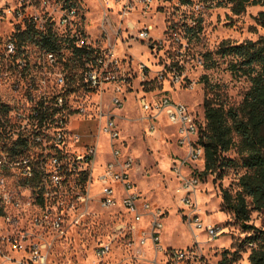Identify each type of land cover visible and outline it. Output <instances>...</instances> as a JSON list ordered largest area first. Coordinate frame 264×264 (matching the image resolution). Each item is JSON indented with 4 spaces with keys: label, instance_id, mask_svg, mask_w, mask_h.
<instances>
[{
    "label": "built area",
    "instance_id": "obj_1",
    "mask_svg": "<svg viewBox=\"0 0 264 264\" xmlns=\"http://www.w3.org/2000/svg\"><path fill=\"white\" fill-rule=\"evenodd\" d=\"M205 4L218 6L216 0H202L196 7ZM192 5L193 0H102L109 28L102 29L100 41L88 31L77 0H0V248L17 255L9 260L48 264L53 247L72 229L99 210L121 207L128 221L98 241L97 259L107 257L125 233L133 237L129 245L149 244L165 264H200L194 247L162 244L165 211L142 197L133 178L137 162L122 147L121 115L116 113L124 107L126 72L135 63L125 45L138 40L149 44L152 17ZM116 15L114 27L111 16ZM197 22L185 17L182 24L194 28ZM21 34L34 41H21ZM45 37L54 47L35 41ZM79 50H84L82 78L74 84L66 63ZM138 70L143 80L146 64L139 62ZM169 72L174 83L181 81L182 70L170 67ZM138 104L150 135L164 116L175 129L177 145L185 149L183 159L172 166L175 192L188 223L218 238L221 224L202 223L196 198L202 182L190 169L204 160L196 111L167 94L153 99L138 95ZM103 135L110 155L104 160Z\"/></svg>",
    "mask_w": 264,
    "mask_h": 264
},
{
    "label": "rangeland",
    "instance_id": "obj_2",
    "mask_svg": "<svg viewBox=\"0 0 264 264\" xmlns=\"http://www.w3.org/2000/svg\"><path fill=\"white\" fill-rule=\"evenodd\" d=\"M77 1L88 31L93 34V38L101 41L102 29L109 28L107 22H103L102 0ZM200 1L202 0H193V5L186 9H177L175 6L170 7L166 13H157L150 21L155 26L151 32V42L129 41V47L125 45L126 52L133 55L135 63L126 72L130 78L129 84L125 86L124 107L116 113L121 115L117 121L122 135V147L137 162L133 178L142 197L154 207L165 211L162 244L172 245L174 248L194 247L201 256L200 264H219L225 250L234 251L249 235V232L236 223L230 212L222 209V204L218 206V201L221 200L220 187L231 186L235 189L234 171H228L222 180L216 179V175L200 176L202 183L196 198L202 223L204 226H223V233L218 238L211 239L206 232L195 229L188 223L185 217L187 210L175 192L177 178L172 166L185 155V149L177 145L175 129L164 116L161 124H157L155 132L150 135L148 123L144 119L146 114L138 104V95L145 94L153 99L167 94L176 101L188 104L196 111L197 117L202 119L205 88L201 77L204 74H208L213 82L225 84L232 101L240 102L242 99L248 83L244 79L233 78L226 70L227 63L222 61L215 68L206 70L202 55L208 50H216L223 40L241 43L257 40L264 35V3L248 5L246 11L237 15L232 12L230 5L209 7L205 4L199 9L196 4ZM117 9L114 7L113 10ZM185 17L198 20V25L194 27L197 30L195 35L188 32L186 25L182 24ZM111 18L113 26L117 27L118 16ZM172 25L175 27L170 28ZM100 41L97 43L101 44ZM119 54H123V49ZM137 62H143L147 66L143 80ZM170 67L182 70L180 82L172 81ZM101 148L102 154H109L104 135ZM229 154L234 155L233 152ZM196 165H191L190 169L200 171L204 160L200 159ZM127 221L128 215L121 207L97 211L57 242L48 264H165L166 259L161 254H156L149 244L143 247H138L135 243L129 245L133 237L126 236L125 233L117 237L112 252L107 257L103 260L95 257L94 247L98 241L113 236L117 225ZM250 222L264 229V213L253 212ZM249 253V249H244L241 259L234 264H249ZM14 257L17 255L1 246L0 264H16L9 260Z\"/></svg>",
    "mask_w": 264,
    "mask_h": 264
},
{
    "label": "trees",
    "instance_id": "obj_3",
    "mask_svg": "<svg viewBox=\"0 0 264 264\" xmlns=\"http://www.w3.org/2000/svg\"><path fill=\"white\" fill-rule=\"evenodd\" d=\"M218 6L230 5L234 14L246 11L248 5L261 0H216ZM195 35L197 30L187 27ZM21 41H34L29 35H20ZM40 45L52 46L50 38L35 40ZM84 50L69 59V79L81 81ZM203 66L211 70L221 61L236 79H244L248 86L240 102L231 100L223 83L213 82L208 74L201 77L204 83V114L199 120L198 143L204 150V166L199 176L216 175L222 180L233 170L235 189L220 187L222 209L230 212L236 223L249 235L234 251L225 250L219 264H234L249 249V264H264V229L250 221L253 212L264 213V35L257 40L241 43L223 40L214 51L202 55ZM233 152L234 155L229 153ZM255 244V246H251Z\"/></svg>",
    "mask_w": 264,
    "mask_h": 264
},
{
    "label": "crops",
    "instance_id": "obj_4",
    "mask_svg": "<svg viewBox=\"0 0 264 264\" xmlns=\"http://www.w3.org/2000/svg\"><path fill=\"white\" fill-rule=\"evenodd\" d=\"M159 124H161V123H159ZM109 154L107 155V154H103L102 155V159L104 160V158H109ZM204 166V165H203ZM218 206H220L221 205V200L220 201H218ZM165 247H168V248H174V246H172V245H168V246H165Z\"/></svg>",
    "mask_w": 264,
    "mask_h": 264
}]
</instances>
